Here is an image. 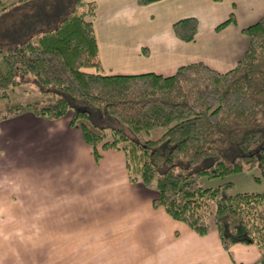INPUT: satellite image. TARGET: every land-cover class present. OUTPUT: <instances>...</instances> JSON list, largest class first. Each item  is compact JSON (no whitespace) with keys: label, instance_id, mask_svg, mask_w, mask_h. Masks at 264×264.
<instances>
[{"label":"trees","instance_id":"16d2710c","mask_svg":"<svg viewBox=\"0 0 264 264\" xmlns=\"http://www.w3.org/2000/svg\"><path fill=\"white\" fill-rule=\"evenodd\" d=\"M26 1L0 0V13ZM70 6L55 27L0 46V121L27 110L46 120L69 117L96 160L100 150L125 154L128 180L155 190L154 208H164L200 236L214 226L225 250L237 243L255 245L262 258L254 264H264V191L232 192L230 182L216 187L199 182L200 176L255 166L264 174V15L242 28L248 45L227 71L195 61L167 76L105 74L86 19L95 3L72 0ZM234 21L230 13L215 29ZM172 28L179 40L189 42L198 22L187 17ZM91 68L95 71L85 70ZM30 80L40 100H7L9 90ZM95 111L107 112L131 133L99 125ZM156 127L164 128L156 139L141 136Z\"/></svg>","mask_w":264,"mask_h":264},{"label":"crops","instance_id":"0c3cea01","mask_svg":"<svg viewBox=\"0 0 264 264\" xmlns=\"http://www.w3.org/2000/svg\"><path fill=\"white\" fill-rule=\"evenodd\" d=\"M87 1L95 3L88 20L105 74L167 76L195 61L227 71L248 45L242 28L264 15V0ZM32 3L12 9L29 10ZM43 11L23 18L24 30L14 34L16 40L51 28L42 27L52 17ZM230 13L235 21L216 30ZM187 17L196 18L198 28L194 40L184 42L172 26ZM3 39L15 42L8 35ZM47 123L56 126L31 140V146L56 158L54 169L44 162L37 167L23 150L14 155L0 151V264H254L262 258L255 245L223 249L214 226L200 236L164 208H154L155 190L128 180L125 154L100 150L96 160L69 117L46 120L26 111L1 126L25 134L29 126ZM26 227L36 231L38 251L44 252L2 250L23 239Z\"/></svg>","mask_w":264,"mask_h":264},{"label":"rangeland","instance_id":"374dc122","mask_svg":"<svg viewBox=\"0 0 264 264\" xmlns=\"http://www.w3.org/2000/svg\"><path fill=\"white\" fill-rule=\"evenodd\" d=\"M71 1L72 0H33L32 8L29 10H26L25 7H18L13 10V6L8 8L5 12L0 13V46L9 45V42L4 41L3 39L6 35L9 36L10 40L16 39L14 34L24 30L22 28L23 18H27L29 14H32L35 10H44L43 12L50 13L52 12L51 19L43 24L42 27H55L58 21L71 11ZM88 18L89 17H86L87 20ZM40 98L41 93L38 90V86L30 80L26 83L16 85L14 88L9 90L7 100H10L13 103H32L40 100ZM3 102H5V100H3ZM93 118L99 125L119 127L120 129L131 133L125 125L111 117L105 111H95L93 113ZM10 120L11 118L8 117L3 121L9 122ZM2 122L0 121V133L3 132V134L0 138H10V140L7 139L2 143L0 142L1 152L14 155L20 154V151L23 150V152L27 153L30 158L37 161L35 162L37 167L40 166V162H44L41 165L46 166L51 164L52 169L56 167V158H53L46 152L42 153L41 149H38L34 144L31 146V140L35 143L34 140L41 138L43 135L47 136V131L50 132V130L54 129L56 125L47 123L44 125L41 124L39 127L29 126L24 134L20 130L12 129V131H10L6 128L2 129ZM163 131V127H156L148 132H142L141 136L144 139H156L163 133ZM44 132H46V134H44ZM199 182L203 187H216L222 183L230 182L233 185L232 192H262L264 191L263 167L255 166L249 169H244L240 172H232L217 177L200 176ZM25 229L26 231L23 232V239H17L18 241L13 243L14 249L12 246L6 247V244L2 250L8 249L13 250V252H42L43 250L44 252L45 249H42L41 247V251H38L39 242L36 238V231L30 227H26Z\"/></svg>","mask_w":264,"mask_h":264}]
</instances>
